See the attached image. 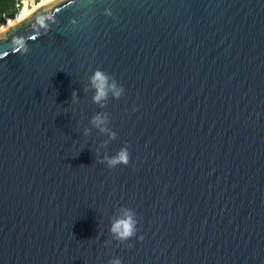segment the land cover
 <instances>
[{"label": "water", "instance_id": "95a60500", "mask_svg": "<svg viewBox=\"0 0 264 264\" xmlns=\"http://www.w3.org/2000/svg\"><path fill=\"white\" fill-rule=\"evenodd\" d=\"M114 258L264 264V0H53L0 33V264Z\"/></svg>", "mask_w": 264, "mask_h": 264}, {"label": "clouds", "instance_id": "9594fccd", "mask_svg": "<svg viewBox=\"0 0 264 264\" xmlns=\"http://www.w3.org/2000/svg\"><path fill=\"white\" fill-rule=\"evenodd\" d=\"M91 86L95 89V95L93 101L99 103L100 101L106 99L111 93L113 97L119 99L125 92L123 86H118L117 82L112 79L108 74L103 71L97 70L94 72L90 78ZM76 96V93H73V97ZM135 111V108H133ZM106 118H102L100 115H96L92 119V123L96 127H100L105 123ZM101 131H107L106 128H101ZM112 138H115V133L111 134ZM130 160V153L127 147L121 148L115 156L105 157L110 168L117 165H127ZM104 162V161H100ZM122 215L119 218H116L112 221L110 232L113 234L114 238L119 241H126L133 237L136 234V224L135 212L131 209L123 208L121 209ZM139 239L142 241L143 236H140ZM109 264H122V260L119 258H114L110 260Z\"/></svg>", "mask_w": 264, "mask_h": 264}, {"label": "trees", "instance_id": "16d2710c", "mask_svg": "<svg viewBox=\"0 0 264 264\" xmlns=\"http://www.w3.org/2000/svg\"><path fill=\"white\" fill-rule=\"evenodd\" d=\"M42 0H34L37 4ZM20 0H0V24H5L9 19H14L20 12Z\"/></svg>", "mask_w": 264, "mask_h": 264}, {"label": "bare ground", "instance_id": "6f19581e", "mask_svg": "<svg viewBox=\"0 0 264 264\" xmlns=\"http://www.w3.org/2000/svg\"><path fill=\"white\" fill-rule=\"evenodd\" d=\"M53 0H42L40 3L36 4L33 7L29 6L26 2L24 6L21 8L20 12L14 19H9L5 24H0V33L5 31L11 26H14L24 20L27 16H29L32 12H34L39 7L51 3Z\"/></svg>", "mask_w": 264, "mask_h": 264}, {"label": "rangeland", "instance_id": "374dc122", "mask_svg": "<svg viewBox=\"0 0 264 264\" xmlns=\"http://www.w3.org/2000/svg\"><path fill=\"white\" fill-rule=\"evenodd\" d=\"M28 4H29V6H31V7H33V5L35 6L37 3L36 2H34V0H33V2H32V0H27L26 1ZM25 2V3H26ZM24 6V4H21V7H20V9L22 8Z\"/></svg>", "mask_w": 264, "mask_h": 264}, {"label": "built area", "instance_id": "2783aa9c", "mask_svg": "<svg viewBox=\"0 0 264 264\" xmlns=\"http://www.w3.org/2000/svg\"><path fill=\"white\" fill-rule=\"evenodd\" d=\"M27 0H20L21 4H24ZM33 2V0H32Z\"/></svg>", "mask_w": 264, "mask_h": 264}]
</instances>
